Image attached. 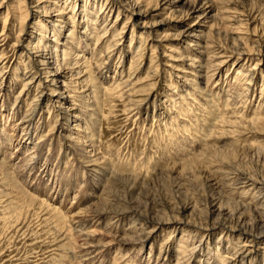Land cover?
Returning <instances> with one entry per match:
<instances>
[{"label":"rangeland","instance_id":"1","mask_svg":"<svg viewBox=\"0 0 264 264\" xmlns=\"http://www.w3.org/2000/svg\"><path fill=\"white\" fill-rule=\"evenodd\" d=\"M35 1L24 0V3H20L21 9L23 8L24 11L30 7L29 10H31ZM61 1L65 3L66 0ZM184 1L180 3L179 9H186L188 4L194 2L188 0V3L187 1L184 3ZM207 1H210L218 10L217 24L219 27L229 29L232 25H238L240 22L247 34V36H243L245 37L244 44L248 48L254 49L250 56L244 55L241 58L236 56L239 51L235 53L231 49L235 43H232L224 33L220 37L210 35L209 41L217 48L221 45L225 49L228 45L229 55L234 52L232 58L224 66H211L213 65L210 62L213 48L209 46L205 50L203 49L204 56H200L199 60L197 58L198 62H202L205 73L202 72L199 75V72L196 73L198 69L192 67L195 71L193 70L190 75L186 74L187 76L184 77L185 74L180 71L190 72V69H187L189 67L185 66L186 64L170 62L169 54L163 48L167 45L178 47L179 40L173 41L171 38L175 37L174 35L182 28L178 26L179 28L173 30L168 26H161L162 32L168 35V39L171 40L165 41L164 38V42L161 43L163 45L160 46V43L156 42L160 33L156 35L150 31L138 32L140 31L138 23L135 21V17L131 16L134 11L127 5L116 6L120 10L116 27L118 29L123 27L124 30H119L116 33L119 35L114 41H111L110 46L107 41L106 44H100L94 40L81 42L82 48L89 44V49L85 48L90 50L92 55L90 67L93 78H91L96 79L95 82L99 81L98 84L101 82L107 87L110 86V91L113 93L106 95L108 98H104V117L100 121L99 134L93 142V148L103 158V162L97 164L96 168L106 164L110 170L104 174V177L102 176L101 182L99 181L101 176L96 177L89 172L92 167H88L90 162L85 154L89 150L82 145L73 146L72 143H66L63 138L58 137L61 127L66 128L68 125L67 119L65 117L57 118L56 113L47 109V102L42 100L41 93L35 91L34 88L28 95L23 93L21 97L18 96L22 88L21 82L12 84V81H19V79L23 81L26 77H32L33 70L27 73L31 69V65H28L31 57L28 60L27 55L19 51L20 45L17 36L20 28L18 21L11 20L8 29H5L6 33L2 32V23L0 24V89L3 85V90L0 91V113L9 116L8 120H0V127H2L0 136L3 138L7 136L11 139L16 132L12 124L25 119V115L31 113L32 117H30L33 122L31 133L35 132L33 141L37 140L35 141L36 149H29L27 153V151H19L20 145H17L16 141L8 140L2 143L0 139V264H204L205 259L210 256L214 258L222 252V249L217 252L214 248V242L220 234L218 231L200 232L196 228V231L190 232L189 229H184L186 233L179 234V237L183 236L186 251L184 256L179 257V262H175V254L167 255L166 251L169 249V245L162 242L165 237L172 235L164 232L166 228L161 230L160 234L158 233V237L149 240L141 250V245H120L122 243L114 241L105 244L104 240H98L99 237L111 239L103 234L97 237L93 235L85 237L83 232L86 233L87 229L90 231L92 225L86 223L79 228L73 227L74 230H72L67 218L81 208L85 209L96 205L99 201L103 202L102 204H112L119 209L126 207L134 209L137 206V215L148 211L156 214L157 217L176 216L177 219L180 217L182 220L186 218L179 216V213L182 207L187 206L191 209L194 208V212L188 210L186 215L192 216L193 221L186 220H189L191 224H197L198 227L201 223H211L207 212L210 208L208 204L212 199H216V201L220 199L228 210L235 207L236 204L240 205L243 201H250L251 195H241L237 185L241 183L238 181H241L243 177H251L253 181L264 182V129L257 128V124L264 123V0ZM8 2L9 0H0V10H3L4 5ZM203 2L205 0H199V3ZM66 3L71 4V0ZM107 7L109 8V3H106L104 11ZM99 8L98 1L96 13ZM4 14L5 10L3 16ZM233 15L237 17H231ZM116 17L115 9L111 17L101 20L100 26L107 20L109 29ZM161 19L156 18L152 21L159 22ZM132 31H134V35L136 34L134 40H131ZM3 33L6 37L3 36ZM63 33H65L64 30ZM26 34L28 37L31 33L27 31ZM139 35L142 36L143 44L137 50L136 46L141 41ZM107 37H109L108 33ZM116 42L117 44H115ZM187 42L190 43V41ZM225 42L226 45H224ZM71 49L73 52L76 50L74 47ZM182 50L179 51L190 56L195 53L189 49L185 50L186 52L184 49ZM127 51L129 52L127 53ZM131 55L135 56L132 61ZM109 67L110 73H106ZM196 74L201 77L197 78L195 82ZM105 75L111 77L114 75L116 83L112 81L111 84L108 80H104ZM188 76L190 77L188 78ZM192 83L194 84L192 85ZM44 93L49 94L50 92L44 90ZM147 93L150 94L147 96ZM193 93L195 102L189 101L191 97L188 100V96ZM204 96L205 98H203ZM76 98L80 101H77ZM73 100L75 104H81L82 97L79 91L73 93ZM205 101L211 102V104L214 102L212 106L214 105L213 108L219 116V119L210 128L208 127L209 122L205 118L204 112L206 111L202 108ZM198 102L201 104L199 105ZM91 133L94 134V131ZM19 136L14 139L21 142L27 139L24 137L23 131H20ZM67 145L71 147V150ZM32 155L35 159L31 157ZM28 157L31 159L29 160ZM19 158L21 160L17 161ZM6 160L7 162H5ZM192 161L195 162L192 163ZM20 164L23 165L22 169L19 167ZM26 164L30 166L27 167ZM16 166L17 169H15ZM173 166H176V171L182 168V173L179 176L175 175V170L171 171L170 168ZM5 168L8 170L5 171ZM6 172H10L9 175L5 174ZM9 177L12 179H8ZM4 178L6 181L3 180ZM212 178L217 182L220 181V183L218 182L219 190L210 188L209 181ZM125 181L135 182V186L131 187ZM14 182L18 185L13 184ZM8 186H11L13 190ZM234 187L239 190H235ZM17 189H21L23 192ZM104 190L105 192H102ZM28 194L29 196L32 194L30 197L34 196L35 200L29 199ZM131 196H133L135 205L127 204L131 202ZM9 197H14V199ZM78 198L79 200H77ZM26 201L30 203L28 202V204ZM5 203L8 205L6 206ZM226 203L230 204L226 206ZM42 210L47 211L43 212ZM54 213L57 214V218L54 217ZM22 214L23 216H21ZM113 214L104 215L106 219H102L107 223L109 233H118L117 235L125 233V236L128 234L126 238L135 241L134 243L142 239L139 233L145 231L146 226L138 216L132 214V216L119 220V216ZM248 214L252 218L251 213ZM53 221L61 223L58 225L60 227L58 228L56 222ZM47 224L54 225L49 227ZM220 228L223 229V226ZM80 229H83L82 232ZM119 229H123V232ZM257 229H253L255 230L253 232H256ZM133 231L135 232L133 233ZM65 233L66 237H64ZM66 238L69 241L68 247L63 246L67 242ZM233 238L237 237L233 236ZM87 244L95 249L90 248L89 251L83 252L81 246L87 247ZM60 245L63 248H60ZM225 246L226 244H224ZM173 247L175 245L170 248L171 252ZM160 248L163 252L161 251L162 255L158 260L157 254ZM87 252H90L89 255ZM94 254L95 256H93ZM255 259L256 264H264L259 258V253L258 258ZM209 262L212 264V259ZM220 264L223 263L220 262Z\"/></svg>","mask_w":264,"mask_h":264},{"label":"bare ground","instance_id":"2","mask_svg":"<svg viewBox=\"0 0 264 264\" xmlns=\"http://www.w3.org/2000/svg\"><path fill=\"white\" fill-rule=\"evenodd\" d=\"M98 1L100 3V8H99V11L96 13V4L98 3ZM182 1L183 0H71V4L68 5V3H66V2H68V0H66L65 3L61 0H36L35 1L36 3H35V5H33V7H31V10H29L30 7H28L27 10L24 9V11H23L22 10L23 8L21 9L20 3H24V0H19V2H18V0H9V2L4 5L3 10H0V24L2 23L1 24L2 29H3L2 32H5V29H8V26L11 24V20H13V22L18 21L19 28H20L18 36H17V39H19V45H20L19 51H21L20 53L24 52V54L27 55L28 60L31 57L30 64H28V65H31V69L29 71L27 69V71H28L27 73L32 72V70L34 71L31 73V76H32V77L30 76L31 78L26 77V78H24L23 81H21V79H19V81H14V82L12 81V84L15 82H21L22 88H21L18 96L21 97L23 95V93L25 95H28L29 92L32 91V89L34 88L35 91H38L39 93H41V97H43L42 100L43 101L45 100V102H47V109L56 113L55 116L57 118L65 117L67 119L68 125H66V128L61 127V131L58 132V137L63 138L66 141V143H72L73 146L82 145V146L86 147V149L89 150L85 153L87 155V157L89 158V162H90L88 167H92V168H90L89 172L91 174L96 175V177L101 176L99 178L100 182H101V180H103L102 176L104 177V174L106 172H110V170H109V167L107 168V165L104 163H103L104 165L102 164L103 166L96 168L97 164H100L103 162V158L101 157L100 153H98L96 151V149L93 148L94 147L93 142H94V139L99 134L100 121L104 117V115H103V108L105 106V99L104 98L105 97L108 98L106 95H109L110 93H112V91H110V89H111L110 86L107 87V86L101 84V82H100V84H98L99 81L95 82L97 80L92 79L93 77L91 76L92 71H91V67H90V61H91L90 59H91L92 55L90 54V50H87L85 48V47H87L89 49V44L85 45L84 48H82V46H80V45H81L82 41L88 42L90 40H94L95 42H100V44H106V41H107L108 45L109 46L111 45V41H114L115 38L119 35V33H118V35L116 33L119 30H122V29L124 30L123 27L121 29H118V27H116V21L118 19L119 14H120L119 13L120 10L118 9V7H116L117 5H119V7H122L123 5H127L130 8H132V10L134 12L132 13V11H131V13H132L131 16H134L135 21H137V23H138L137 26L140 30L138 32L144 33V31L145 32L150 31V33H153L156 35L158 33H160V34H158L159 36H157V38L159 37L158 41H156L157 43H160V46L163 45L161 43L164 42V38H165V41L171 40V39L173 41L179 40V44H177L178 47H173V46L167 45L166 47H163V48L165 50H167V52L169 54L168 57H170L169 58L170 62L186 64L185 66L189 67L187 69H190V72L180 71L181 73L185 74V75H183L184 77H186L187 75H190L191 72H193L194 69H192V67H195V69H198L196 73L199 72L198 73L199 75L202 72L205 73L203 71L202 62H200V61L198 62L197 58L199 60L200 56L201 57L204 56V54H205L204 50L209 46H210V48H213V51L211 53L212 56L210 58V62L213 64L211 66H218V67L221 65L224 66L227 63V61L232 58V54L234 52H232V54L229 55V52L227 51V50L230 51V49L227 48L228 45L225 49L223 48L224 46L222 47L221 45L220 46L217 45L219 47V48H217L215 46V44H211L212 42L209 41L210 38H208V37L210 35H215L217 37H220V35H222L224 33L225 36H228L229 39L232 41V43L234 42L236 44V45L234 44L233 46H231V49L233 51H235V53H236V51H239L238 55H236V56H239L240 58L243 57L244 55L250 56L254 50L253 48H248L246 46V44H244L243 41H245V37H243V36L244 35L247 36V34H246V30L242 27L240 22L238 23V25H236V24H234V26L232 25L229 29H227L226 27H222V26L219 27V25L217 24V21L219 20L218 10L216 9V7H214V5L210 1L205 0V2L199 3V0H193L194 2L188 4L186 9H183V10L179 9L181 6L180 3ZM186 1H187V3L189 2L188 0H185L184 3ZM69 3H70V1H69ZM106 3H109V8L107 7V9H105V11H104ZM115 9L117 11V17H116V20L113 22L112 26L110 27V28H112L111 29L112 31L111 30L108 31L110 28L108 29L109 26L107 24L108 23L107 20H105V22H103V25H101V26H100V22H101V20L106 19V17H111V14H113ZM4 10H5V14L3 16ZM106 11H107V13L105 14ZM238 16H240V15H238ZM231 17L236 18L237 16L233 15ZM156 18H162V19L159 22L152 21ZM108 19H110V18H108ZM150 21H151V23H150ZM11 26H13V25H11ZM161 26H168V27L172 28L173 30L175 28H179V27H181L182 29L179 32H177L176 35H174L175 37L168 39L169 36L162 32ZM63 30L65 31V33H63ZM27 31H29L31 33L28 37L26 36ZM132 32H133V35H131V40H134L136 34L134 35V31H132ZM5 33H3L4 34L3 36H5ZM107 33H108L109 37L106 38ZM62 35H63V37H62ZM141 35H142V33H141ZM141 35L138 36L141 39V41H139L138 42L139 45L136 46L137 50L140 49L142 44H143V40H142ZM212 38H213V36H212ZM187 41H190V43H188ZM96 44H94V45L96 46ZM115 44H117V42ZM224 45H226V42L224 43ZM72 47H74V50L76 49L75 52H73V50L71 49ZM129 48H130V46H129ZM182 49H184V51L189 49L190 51L192 50L195 53L190 56L189 54L182 53L183 52ZM220 49H223V50L221 51ZM179 50H182V52H180ZM128 52L129 51H127V53ZM227 52H228V55L226 54ZM254 53H255V51H254ZM175 54H176V56H175ZM134 58H135V56L131 55V61ZM131 61H130V63H131V65H133ZM71 65H73L74 67H70ZM195 65H197V66H195ZM172 68H173V65H172ZM201 69H202V71H201ZM109 70H110V67L108 68L106 73H110ZM37 75H38V77L36 78ZM199 75L196 76V78H195L196 80L194 79L195 82L197 81V78L201 77ZM85 76H86V78H85ZM189 77L190 76H188V78ZM104 78H105L104 80H108L110 83L112 81L116 83V81L114 80V79H116L114 77V75H113V77L105 75ZM1 79L3 80V78H1ZM102 81H103V79H102ZM194 83H192V85ZM1 86H2V88L0 89V91L3 90V85H1ZM44 90H47L50 93L49 94L44 93ZM113 90H114V88H113ZM77 91H79V93L82 97L81 104L78 103L79 105L77 103L75 104L74 100H73V93L77 92ZM149 94L147 93V96ZM193 96H194V93L192 95L188 96V100L191 97V99L189 101H191V102L194 101ZM77 98H78V96H77ZM203 98H205V96ZM200 99H202V98H200ZM78 100L80 101V99H77V101ZM90 103H92L93 105H91V106L88 105ZM200 104H201V102L199 103V105ZM204 104L205 105L202 108L206 112L202 111L201 107H200V109L202 112L205 113V115H206L205 118H206V121L209 122L208 127L210 128V127H213V125L219 119V116L216 114V112H215L216 110H214V108H213L214 105L212 106L211 102L208 103V101H205ZM184 106H186V105H184ZM186 108H189V107H186ZM207 110H208V112H207ZM181 111H180V113H181ZM183 112H185V111H183ZM0 115H1L0 120H5V119L8 120V118H9L8 115H4L3 113H0ZM30 116H31V113H30V115H25V117H26L25 119H22L18 122L13 123L12 127H14L16 130L15 135L14 134L12 135V133H11V135H12L11 139L8 138L7 136L4 138L2 136H0L1 142L4 143L8 140L9 141L12 140V142L16 141L17 145H20L19 147L21 150L19 149V151H27L29 149L33 150V148L36 149L37 145H36L35 141H37V140L33 141V138L35 137V132H34V134L31 133V130H33V122H32V118H31L32 116L31 117ZM6 122H8V121H6ZM257 126H258L257 128H261V129L263 128L264 129V123H261L259 125L257 124ZM26 130H27V132H25ZM200 130H202V129H200ZM20 131L24 132L25 138L27 137V139L24 140L23 142L17 141L16 139H14L16 137H20L19 136ZM92 131H94V134L91 133ZM0 132H2V127H0ZM45 139H47V138H45ZM68 148L71 150V147L68 146ZM35 149H34V151H35ZM45 149H46V146H45ZM29 152L32 153V151H29ZM27 153H28V151H27ZM27 153H25L26 156H27ZM30 153H29V155H30ZM29 157H28V159H29ZM31 157H34V155H32ZM88 158H87V160H88ZM15 159H16V157H15ZM34 159H35V157H34ZM20 160L21 159L19 158V160H17V161H20ZM1 162H3V161H1ZM5 162H7V160ZM193 162H195V161H192V163ZM16 163L18 164V162H16ZM20 163H22V162H20ZM14 164H15V162H14ZM2 166H4V165H2ZM5 166H6V163H5ZM21 166H23V165L20 164L19 167H21ZM28 166H30V165H27V167ZM34 166H35V164H34ZM32 168H34V167H32ZM15 169H17V166ZM21 169H22V167H21ZM170 169H171V171L172 170L176 171V166H173ZM181 169L176 171V172L173 171L176 176H179L182 173ZM6 170H8V168H5V171ZM38 170H39V168H38ZM1 172H3V171H1ZM51 172H53V171H51ZM7 173L8 172H6L5 174H7ZM9 173H8V175H9ZM32 173H34V172H32ZM47 173L49 174L50 172H47ZM15 174H17V173H15ZM41 174H40V176H41ZM232 174H233V172H232ZM227 175H229V174L227 173ZM13 176H12V178H13ZM247 176H249V175H247ZM12 178L9 177L8 179L11 180ZM236 178H238V177H236ZM250 178L243 177L241 179V181H238L241 183L237 184L239 186L238 188L241 191V193H240L241 195L242 194H245L244 196H247L248 194L251 195V199L249 202H244V201L242 202L240 199V201L242 202V203H240V205L236 204L235 207H233L232 209L230 208V210H228L227 207H225L223 205V203H221L220 199H218V201H216V199H212L210 201V203L208 204V207H210L209 210L207 207V210H208L207 213L209 215L208 219L211 220V223H209V222H206L204 224L201 223L198 227H197V224H191L190 223V221L191 222L193 221L192 216L189 217V215H186L188 210H190L189 212H194V208L191 209L187 206H184L181 208L179 216L186 218V219H189L190 221L186 220V219L182 220V219H180V217L177 219L176 216H174V217L169 216L171 218H169V217L161 218V217H157L156 214L148 212V211L141 212L140 215H137V213H138L136 211L138 208L137 206H135L134 209L132 207L131 208L126 207L124 209H119V208H115L114 205H112V204H102L103 202L101 203L100 201L97 202L96 205H93V206L88 205L89 207H87L85 209L81 208L82 210L80 209L79 211L70 214L67 217L68 223L71 226L72 230H74V228L81 227L82 224L89 223L90 225H92V229L90 231H87L88 229L85 230L86 233L83 232V236L87 237L88 235L89 236L93 235V236L97 237L98 235L103 234L107 238L110 237V239H111V240H108L104 237H103V239H101V237H99L98 240L99 241L104 240L105 244H106V242H108L110 244L114 241V242H118L119 244L122 243L120 245H129V246H131V245L132 246H135V245L140 246L141 245V250L144 248V245L149 240L154 239L155 237H158V233L160 234L161 230L166 228L165 229L166 231H164V232L170 233L172 235L165 237V239H163L162 242H163V244L167 243L169 245L168 246L169 249L167 248L168 250L166 251L167 255L170 256L172 254H175V257H174L175 262H179L178 261L179 257L182 255L184 256V253L186 251L185 247H184L185 246L184 238H183V236L179 237V234L182 235L183 233H186V232H184V229H189L190 232H192L193 230L196 231V228L200 232L202 231V232L213 233L215 231L216 232L218 231L220 234L218 235V237L216 238V241L214 242V244H215L214 248L217 252H219V250L222 249V252H220V254L216 255V257H214V258L210 256V258L205 259L204 264H211L209 262L210 259H212V262H213L212 264H220V262L223 264H256L255 258L256 257L258 258V253H259V258H260L261 262L264 263V245H263L264 244V182L253 181L252 178L251 179ZM3 180L6 181L5 178ZM122 180H124V179L122 178ZM15 182L13 184L16 185L17 183H15ZM125 182L128 185H131V187L135 186V184H134L135 182L134 183H132V182L130 183V181H125ZM218 182L220 183V181H218ZM218 182L212 178L209 181L210 188L213 190H217L220 187L218 185ZM11 183H12V181H11ZM101 184H100V186H101ZM8 187L10 189H12L11 186H8ZM66 188H64V189H66ZM238 188H235V190H237ZM17 190H19V189H17ZM8 191H9V189H8ZM19 191H17V192H19ZM21 192H23V191L21 190ZM102 192H105V190ZM113 193H114V191H113ZM73 195H71V196H73ZM27 196L29 197V199H31L33 201L35 200L33 198L34 196L30 197L29 194ZM131 197H132L131 202H129L127 204L128 205H135V202H133V196H131ZM9 198H12V197H9ZM241 198H243V197H241ZM12 199H14V197ZM77 200H79V198ZM72 202H74V201H72ZM8 203H5L6 206L8 205ZM23 203L26 204L25 202H23ZM62 203H60V204H62ZM76 203H74V204H76ZM230 203H226V206L229 205ZM30 205H29V207H30ZM14 206H16V205H14ZM2 207H4V206L2 205ZM13 207H11V208H13ZM29 207H25V208H29ZM44 207H46V206H44ZM78 207H80V206H78ZM8 209H10V207ZM24 211H22V212H24ZM34 211L36 212L35 207H34ZM35 212H34V215H35ZM43 212H42V214H43ZM112 212L119 216L118 217L119 220L125 219V217H128V216H132V214H135L136 216H138L139 219L141 220V222H143L146 226L145 231H140V233H139V236L142 237V239H141L142 241L139 240V242L134 243L135 241L128 240L126 238L128 236V234L125 236L124 235L125 233L124 234L120 233L119 235H117L118 233L117 234L109 233L108 228H107V223L102 221V219H104V218L106 219V217H104V215H109V216L114 215ZM26 213H28V211H26ZM51 213H53V212H51ZM56 213H58V212L56 211ZM248 213H251L252 218L249 217ZM28 214H31V213H28ZM21 216H23V214ZM55 216L57 218V214L55 215V213H54V217ZM59 217H60V214H59ZM115 217H117V216H115ZM227 218H230L231 220L227 219ZM22 219H23V217H22ZM60 219H61V217H60ZM47 222H48V220H47ZM51 222H52V218H51ZM53 222H56V221H53ZM48 223H50V222H48ZM59 224L61 225V223L56 222V225L58 228L60 227V226H58ZM47 225L49 226L50 224H47ZM52 225H54V224H52ZM51 226H49V227H51ZM220 226H223V229H221L222 227L220 228ZM147 228L151 229V230H148ZM256 228H258L257 231L253 232L256 230ZM83 229H85V228H83ZM83 229H80V232H82ZM146 229H147V231H146ZM253 229H255V230H253ZM122 230H120V231L123 232ZM127 230H129V229H127ZM58 232H59V229H58ZM70 232H71V230H70ZM116 232H117V230H116ZM134 232L135 231H133V233ZM122 236H125V237H122ZM233 236H236L237 238H233ZM64 237H66V233H65ZM90 240H91V238H90ZM202 240H203V238H202ZM66 241L67 242L63 245L64 247L69 246L68 245L69 241L67 238H66ZM87 241H88V239H87ZM150 242H152V241H150ZM108 243H107V245H108ZM224 244H226L225 247H224ZM82 245H86V244H82ZM172 245H175V247H173V250L171 252L170 248L172 247ZM60 246H58V247L63 248L62 245H60ZM90 248L95 249L94 247L88 246V244H87V247L81 246V249L84 250L83 252L89 251ZM120 249H122V248H120ZM66 250H67V248H66ZM51 251H53V249H51ZM161 251L162 250L160 248L158 251V254H157L158 260L162 255L161 253L163 251L162 252ZM89 253H88V255H89ZM93 256H95V254ZM192 260H195V259H192Z\"/></svg>","mask_w":264,"mask_h":264}]
</instances>
